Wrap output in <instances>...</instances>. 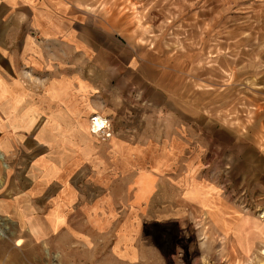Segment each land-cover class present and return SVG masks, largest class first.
<instances>
[{"label": "rangeland", "instance_id": "374dc122", "mask_svg": "<svg viewBox=\"0 0 264 264\" xmlns=\"http://www.w3.org/2000/svg\"><path fill=\"white\" fill-rule=\"evenodd\" d=\"M11 4L0 7L4 47L7 30L40 41L36 29L59 12L87 14L123 44L166 55L181 78L173 94L183 119L173 124L200 127L204 156L215 153L204 177L221 185V201L244 215L246 230L233 241L210 212L163 183L152 206L176 209L172 217L138 213L128 191L104 180L106 167L84 162L88 156L28 150L11 127L23 95L36 97L47 79L0 50V264H264V0H19L13 14ZM93 115L104 117H88L99 152L113 132L108 123V136L93 133ZM233 164L242 166L240 175L229 173Z\"/></svg>", "mask_w": 264, "mask_h": 264}, {"label": "crops", "instance_id": "0c3cea01", "mask_svg": "<svg viewBox=\"0 0 264 264\" xmlns=\"http://www.w3.org/2000/svg\"><path fill=\"white\" fill-rule=\"evenodd\" d=\"M20 1L28 5V0ZM17 2L0 0V7L12 3L9 8L13 14ZM22 7L21 12L27 16ZM3 16L2 12L0 22ZM93 22L87 14L56 12L45 28L36 29L41 37L37 42L22 30L12 37L7 30L1 54L9 52L11 61L15 58L47 79L36 97L23 95L20 121L12 131L22 135L28 150H74L79 158L88 156L84 162L105 166L103 179L121 184L138 213L172 217L176 209L152 206L151 199L163 183L176 198L210 212L218 230L237 241L240 232L246 230L244 215L229 202L221 201V185L217 180L208 181L203 174L215 153L204 156L208 147L199 142L200 127L173 124L183 119L181 99L173 94L179 85L177 79H181L176 67L150 45L123 44L116 33ZM0 32L4 34L3 27ZM65 55L66 60L60 61ZM30 90L23 87L27 93ZM92 114L104 117L113 132L109 140L101 142L99 152L94 151L88 129ZM57 141H62L58 147ZM108 165L117 168L107 169ZM230 171L240 175L242 166L229 165ZM181 228L178 224L177 229Z\"/></svg>", "mask_w": 264, "mask_h": 264}, {"label": "built area", "instance_id": "2783aa9c", "mask_svg": "<svg viewBox=\"0 0 264 264\" xmlns=\"http://www.w3.org/2000/svg\"><path fill=\"white\" fill-rule=\"evenodd\" d=\"M101 121V122H100ZM91 130L101 137H106L110 134V128L105 118L98 115L91 116Z\"/></svg>", "mask_w": 264, "mask_h": 264}]
</instances>
